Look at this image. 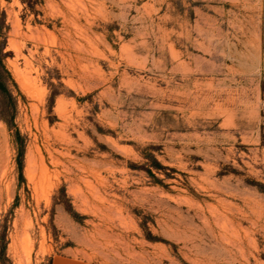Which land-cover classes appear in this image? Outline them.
Listing matches in <instances>:
<instances>
[{
    "label": "rangeland",
    "instance_id": "obj_1",
    "mask_svg": "<svg viewBox=\"0 0 264 264\" xmlns=\"http://www.w3.org/2000/svg\"><path fill=\"white\" fill-rule=\"evenodd\" d=\"M59 256L264 264V0H0V264Z\"/></svg>",
    "mask_w": 264,
    "mask_h": 264
},
{
    "label": "crops",
    "instance_id": "obj_2",
    "mask_svg": "<svg viewBox=\"0 0 264 264\" xmlns=\"http://www.w3.org/2000/svg\"><path fill=\"white\" fill-rule=\"evenodd\" d=\"M52 264H95L75 257L59 256Z\"/></svg>",
    "mask_w": 264,
    "mask_h": 264
},
{
    "label": "trees",
    "instance_id": "obj_3",
    "mask_svg": "<svg viewBox=\"0 0 264 264\" xmlns=\"http://www.w3.org/2000/svg\"><path fill=\"white\" fill-rule=\"evenodd\" d=\"M157 165H158V166H161L158 162H157ZM19 168H20V170H21V176H22V178H23V175H22V161H21V160H19Z\"/></svg>",
    "mask_w": 264,
    "mask_h": 264
}]
</instances>
